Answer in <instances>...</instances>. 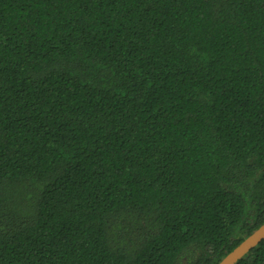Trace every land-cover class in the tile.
<instances>
[{"label":"trees","instance_id":"16d2710c","mask_svg":"<svg viewBox=\"0 0 264 264\" xmlns=\"http://www.w3.org/2000/svg\"><path fill=\"white\" fill-rule=\"evenodd\" d=\"M263 223L264 0H0V264H217Z\"/></svg>","mask_w":264,"mask_h":264},{"label":"water","instance_id":"95a60500","mask_svg":"<svg viewBox=\"0 0 264 264\" xmlns=\"http://www.w3.org/2000/svg\"><path fill=\"white\" fill-rule=\"evenodd\" d=\"M264 239V223L233 248L217 264H235Z\"/></svg>","mask_w":264,"mask_h":264}]
</instances>
